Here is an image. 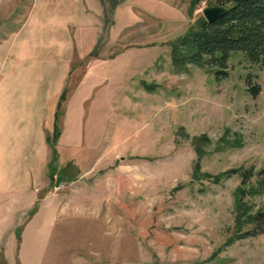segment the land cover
I'll return each mask as SVG.
<instances>
[{
    "label": "rangeland",
    "instance_id": "1",
    "mask_svg": "<svg viewBox=\"0 0 264 264\" xmlns=\"http://www.w3.org/2000/svg\"><path fill=\"white\" fill-rule=\"evenodd\" d=\"M62 1L87 14L71 31L74 55L58 119L65 113V128L77 134L70 146L81 170L95 168L73 193L65 183L51 192L111 201L67 220L65 235L51 244L102 247L97 257L116 264H264V233L236 238L232 212L239 172L249 169L252 184L264 179V67L237 52L221 80L194 65L172 70L168 44L195 23L204 2L191 11L190 0H55L53 10ZM32 3L0 0V39ZM200 134L210 144L192 177L191 138ZM229 169L237 172L218 182L209 177ZM244 199L264 209V187Z\"/></svg>",
    "mask_w": 264,
    "mask_h": 264
},
{
    "label": "crops",
    "instance_id": "2",
    "mask_svg": "<svg viewBox=\"0 0 264 264\" xmlns=\"http://www.w3.org/2000/svg\"><path fill=\"white\" fill-rule=\"evenodd\" d=\"M54 3L33 0L24 21L0 39V264H116L97 257L102 247L64 250L50 242L65 235L67 220L91 216L97 201L106 210L111 201L66 200L62 192H51L58 179L73 193L77 180L95 168L81 170L75 161L70 144L77 134L65 128V113L58 120L53 161L46 142L74 55L71 31L84 25L87 14L75 6L66 10L64 1L53 10Z\"/></svg>",
    "mask_w": 264,
    "mask_h": 264
},
{
    "label": "trees",
    "instance_id": "3",
    "mask_svg": "<svg viewBox=\"0 0 264 264\" xmlns=\"http://www.w3.org/2000/svg\"><path fill=\"white\" fill-rule=\"evenodd\" d=\"M199 2H204L205 6H220L225 12L213 22H206L200 15L183 35L169 42L172 70L182 73L187 71L188 66L194 65L208 74L213 73L216 80H221L227 76V63L231 53L237 52L248 64L264 67V0H190L191 11ZM140 83L146 91H154L153 84L144 81ZM246 84L247 91L255 96L259 88L249 85V74ZM63 98L64 92L58 98L52 134L46 138L52 161L55 159L54 144L59 134L58 117ZM206 144H210V140L205 134L191 138L195 154L192 177L198 175L199 159L204 152L202 147ZM49 165L51 167V162ZM233 171L229 169L209 177H212L213 182H218L237 172ZM239 176L240 182L233 191L234 234L236 238L253 237L264 233V209H254L253 204L244 198L260 194L264 179L252 184L249 169L240 171Z\"/></svg>",
    "mask_w": 264,
    "mask_h": 264
},
{
    "label": "water",
    "instance_id": "4",
    "mask_svg": "<svg viewBox=\"0 0 264 264\" xmlns=\"http://www.w3.org/2000/svg\"><path fill=\"white\" fill-rule=\"evenodd\" d=\"M225 10L220 6H204L200 13L206 22H213L223 16Z\"/></svg>",
    "mask_w": 264,
    "mask_h": 264
},
{
    "label": "built area",
    "instance_id": "5",
    "mask_svg": "<svg viewBox=\"0 0 264 264\" xmlns=\"http://www.w3.org/2000/svg\"><path fill=\"white\" fill-rule=\"evenodd\" d=\"M63 187H64V183L63 182H58V183L55 184V186L53 188H56V189L60 188L61 189Z\"/></svg>",
    "mask_w": 264,
    "mask_h": 264
}]
</instances>
